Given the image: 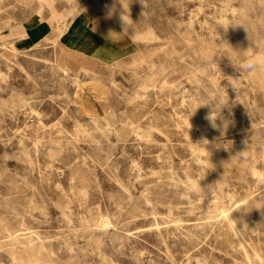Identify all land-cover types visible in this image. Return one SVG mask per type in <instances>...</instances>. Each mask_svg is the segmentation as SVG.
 Returning a JSON list of instances; mask_svg holds the SVG:
<instances>
[{
  "label": "rangeland",
  "instance_id": "obj_1",
  "mask_svg": "<svg viewBox=\"0 0 264 264\" xmlns=\"http://www.w3.org/2000/svg\"><path fill=\"white\" fill-rule=\"evenodd\" d=\"M104 1L135 48L101 107L59 59L0 54V264H264V0Z\"/></svg>",
  "mask_w": 264,
  "mask_h": 264
},
{
  "label": "crops",
  "instance_id": "obj_2",
  "mask_svg": "<svg viewBox=\"0 0 264 264\" xmlns=\"http://www.w3.org/2000/svg\"><path fill=\"white\" fill-rule=\"evenodd\" d=\"M122 16L126 18L104 0H0V54L10 57L26 53L39 59H59L60 65L80 79L75 88L78 106L101 107V102L108 99L105 81L110 65L135 48ZM54 45L64 49L66 56L55 57L49 50ZM191 96L185 100L196 115V99ZM182 121L194 124L197 119ZM192 156L190 160L195 162L196 154Z\"/></svg>",
  "mask_w": 264,
  "mask_h": 264
},
{
  "label": "clouds",
  "instance_id": "obj_3",
  "mask_svg": "<svg viewBox=\"0 0 264 264\" xmlns=\"http://www.w3.org/2000/svg\"><path fill=\"white\" fill-rule=\"evenodd\" d=\"M122 19L124 20L125 25L128 24V23H130V18L125 19L122 16ZM259 64H260V59L258 57H249L241 65V68L243 70L255 71L256 68L259 66ZM219 104H220V111L216 114L215 117H213L212 114H211L208 117V119H210V121L212 123V127L216 128L217 127L216 119L219 117L221 120H223L224 128L226 129L229 121L224 120V118L221 116V110H222V108H224L225 106H227L228 102H226L223 99H221L219 101ZM200 143H203L205 145V147L207 148V145L209 144V141L203 140ZM199 181L200 180L197 179L194 183L189 184L188 187H187L186 196L190 198V201H195L196 199H206L209 193L212 195V197L215 198V193L214 192H210V191L207 190L209 188V186L207 188H202L200 186Z\"/></svg>",
  "mask_w": 264,
  "mask_h": 264
}]
</instances>
